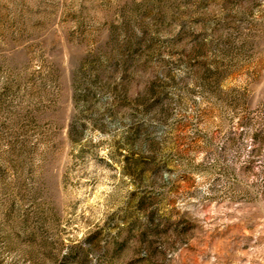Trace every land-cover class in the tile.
I'll return each instance as SVG.
<instances>
[{"label":"rangeland","instance_id":"obj_1","mask_svg":"<svg viewBox=\"0 0 264 264\" xmlns=\"http://www.w3.org/2000/svg\"><path fill=\"white\" fill-rule=\"evenodd\" d=\"M0 264H264V0H0Z\"/></svg>","mask_w":264,"mask_h":264}]
</instances>
